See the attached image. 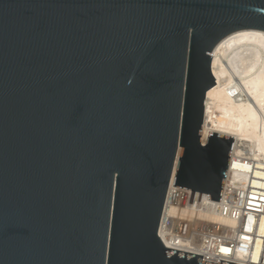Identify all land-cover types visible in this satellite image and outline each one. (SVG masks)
<instances>
[{
  "label": "water",
  "instance_id": "water-1",
  "mask_svg": "<svg viewBox=\"0 0 264 264\" xmlns=\"http://www.w3.org/2000/svg\"><path fill=\"white\" fill-rule=\"evenodd\" d=\"M242 30L264 0H0V264H213L157 233L170 185L219 202L203 102Z\"/></svg>",
  "mask_w": 264,
  "mask_h": 264
},
{
  "label": "bare ground",
  "instance_id": "bare-ground-1",
  "mask_svg": "<svg viewBox=\"0 0 264 264\" xmlns=\"http://www.w3.org/2000/svg\"><path fill=\"white\" fill-rule=\"evenodd\" d=\"M211 61L215 85L203 102L200 143L206 144L208 132L232 138L224 190H235L246 201L248 196L260 195L257 199L264 202V32L230 34L213 49ZM177 164L178 159L175 168ZM182 193L170 186L169 196L181 200L168 214L180 220V227L198 232L200 240L174 245L165 239L169 247L213 264H264V215L244 228L206 195L189 204Z\"/></svg>",
  "mask_w": 264,
  "mask_h": 264
},
{
  "label": "built area",
  "instance_id": "built-area-1",
  "mask_svg": "<svg viewBox=\"0 0 264 264\" xmlns=\"http://www.w3.org/2000/svg\"><path fill=\"white\" fill-rule=\"evenodd\" d=\"M230 162V159H229ZM172 186V185H170ZM176 189H181L174 187ZM170 189V187H169ZM225 181L224 185L220 194L219 202L221 204L222 211L230 216L232 219L237 221L241 226L245 228L247 226V223L250 224V226L255 223V219L258 218L260 215H264V202H261V198L257 199V197H261L260 195H254L248 196V200L246 201L241 195H238L237 191L235 190H227L225 191ZM184 190L185 198L187 199V202H189L191 192L186 189ZM182 194H180L182 196ZM169 196V190L167 193L165 205L163 214L161 217V221L158 228V237L165 246L166 249L177 251L166 244L164 241L165 239H168L169 241H174V245H178L180 241H185L187 243H194L196 241L200 240V235L198 232H193L186 227H180L178 221L171 215L168 214V211L175 207L177 208L178 203L180 202L181 198L177 197H171ZM197 194H193L192 201H197ZM204 235L203 237H207L208 235L205 234V231L202 232ZM223 244L228 245L224 239L221 240ZM236 245V243H235ZM229 248H233L234 246H227Z\"/></svg>",
  "mask_w": 264,
  "mask_h": 264
}]
</instances>
